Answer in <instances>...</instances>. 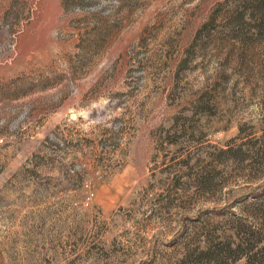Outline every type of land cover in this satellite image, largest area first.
<instances>
[{
    "label": "rangeland",
    "instance_id": "374dc122",
    "mask_svg": "<svg viewBox=\"0 0 264 264\" xmlns=\"http://www.w3.org/2000/svg\"><path fill=\"white\" fill-rule=\"evenodd\" d=\"M224 1L0 0V264H243L263 57L194 44Z\"/></svg>",
    "mask_w": 264,
    "mask_h": 264
},
{
    "label": "trees",
    "instance_id": "16d2710c",
    "mask_svg": "<svg viewBox=\"0 0 264 264\" xmlns=\"http://www.w3.org/2000/svg\"><path fill=\"white\" fill-rule=\"evenodd\" d=\"M220 17L223 18L221 25H217ZM213 33L225 46L240 44L238 48L229 49L228 58L237 50L241 51L240 54L250 50L260 52L263 60L257 66L256 74L264 81V0H225L218 4L209 20L196 33L194 44L201 43L205 37L209 39ZM252 226L255 228V225ZM256 234L255 229L237 234L238 244L232 250L228 248L239 253L235 261L242 259L243 264H264V239Z\"/></svg>",
    "mask_w": 264,
    "mask_h": 264
}]
</instances>
